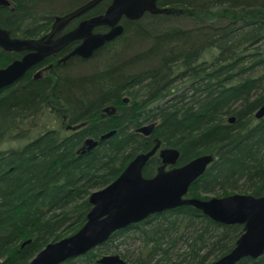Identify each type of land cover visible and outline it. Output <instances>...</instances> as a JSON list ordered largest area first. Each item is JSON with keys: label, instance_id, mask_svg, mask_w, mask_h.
Returning a JSON list of instances; mask_svg holds the SVG:
<instances>
[{"label": "trees", "instance_id": "16d2710c", "mask_svg": "<svg viewBox=\"0 0 264 264\" xmlns=\"http://www.w3.org/2000/svg\"><path fill=\"white\" fill-rule=\"evenodd\" d=\"M10 1L13 11L0 7V27L15 34L11 28L17 23H49L89 0ZM61 1L69 3L67 9H48L65 3ZM107 5L104 0L95 14ZM157 9L165 11H147L137 21H125L124 34L91 59L72 60L58 82L66 101L61 112L48 105L49 79L35 81L27 74L13 89L0 91V146L11 138L20 142L0 162V171L6 172L0 182V258L30 232L45 235L25 249L12 250L9 264H27L50 241L55 222L69 215L65 210L75 205L87 215L90 191L108 185L135 154L148 148L151 140L134 129L156 115L155 135L180 150L179 164L202 153L218 156L191 187L190 196L216 188L264 196V117L254 115L264 104V0H160ZM11 55L0 49V67ZM84 67L89 69L78 71ZM174 93L160 105L159 114L150 115L154 104ZM122 95L132 101L123 119L110 117L102 126L118 132L77 155L81 143L60 132L65 129L61 115L83 120ZM231 116L236 117L233 124ZM45 128L48 134L27 141L35 129ZM159 165L151 160L144 175L154 176ZM90 178L91 184L86 183ZM77 180L88 190L76 186ZM84 221L72 225L69 234ZM8 228L15 231L9 234ZM209 228L215 231L213 239ZM242 232L241 224H217L195 207L182 206L121 229L100 248L64 264H98V253L116 251L130 258L127 264H208L232 250ZM237 264H264V255Z\"/></svg>", "mask_w": 264, "mask_h": 264}, {"label": "water", "instance_id": "95a60500", "mask_svg": "<svg viewBox=\"0 0 264 264\" xmlns=\"http://www.w3.org/2000/svg\"><path fill=\"white\" fill-rule=\"evenodd\" d=\"M98 1L91 0L74 11L58 17L53 31L41 40H17L0 28V47L7 50H32L22 60L0 69V89L16 82L27 69L44 57L59 51L71 41L83 39V44L74 53L90 57L106 41L123 33L124 28L119 24L123 17L138 20L147 11H165L157 9V2L160 0H112L103 14L84 20L77 29L50 42L60 24L74 19L95 6ZM0 4L8 6L10 2L0 0ZM102 25L112 27L111 31L104 35L95 34L94 29ZM263 115L264 107L256 116L260 118ZM78 127L80 126L68 128ZM154 129L155 125L149 124L137 130L148 135ZM158 147L159 143L151 152L136 156L115 181L104 189L95 191L90 196L91 209L83 227L69 238L49 245L32 264H60L84 255L109 240L115 232L140 223L152 215L182 206L195 207L206 216L225 225H243V232L232 250L208 264H237L244 257L263 256L264 196L233 194L209 199L189 196L190 187L206 172L212 157H196L183 166L167 169L168 165H176L180 156L178 150L170 148L162 150V164L156 175L147 178L143 174L144 168ZM99 262L123 264L117 255H104Z\"/></svg>", "mask_w": 264, "mask_h": 264}, {"label": "bare ground", "instance_id": "6f19581e", "mask_svg": "<svg viewBox=\"0 0 264 264\" xmlns=\"http://www.w3.org/2000/svg\"><path fill=\"white\" fill-rule=\"evenodd\" d=\"M9 2H10V5H8V6H5V5H3V4H0V7H8V8H10V7H12L11 8V10L13 11V6H14V4L10 1V0H8ZM89 1H91V0H89ZM89 1H87V2H89ZM104 0H99L98 1V3L95 5V6H93V7H91V8H89V9H87L86 11H84V12H82L81 14H79L77 17H75L74 19H77L78 17H80V16H83V15H94L95 14V9H96V7L97 6H99L102 2H103ZM87 2H85V3H83L82 5H84V4H86ZM82 5H80V6H82ZM80 6H78V7H74V9L73 10H70V11H68V10H66L67 12H63V13H61V14H59V15H57V16H55L49 23H37V22H22V23H17L16 25H15V27L14 28H11L12 30H14L15 31V34H16V36H14V34H12V33H10L11 31L10 30H8V29H5V28H2V27H0L1 29H3V30H6L8 33H9V35H10V37L11 38H14V39H17V40H41V39H44V38H46L52 31H53V29H54V27H55V24H56V19L58 18V17H60V16H64V15H66V14H68V13H70V12H72V11H74L75 9H77V8H79ZM39 10L38 11H41V12H43V11H45L44 9H42V8H38ZM106 11V10H105ZM104 11V12H105ZM56 13H59V12H56ZM101 14H103L102 12H100L99 14H96V15H94V16H97V15H101ZM93 17V16H92ZM91 18V17H90ZM89 19V18H88ZM141 19V18H140ZM73 20V19H72ZM139 20V19H138ZM71 21V20H70ZM84 21V20H83ZM83 21H81V22H83ZM125 21H137V20H131V19H128V18H126V17H123L122 18V20L120 21V25H122L123 26V28H124V31H123V33L121 34V35H119V36H117L116 38H114V39H112V40H110V41H106L102 46H100L99 48H97L93 53H92V55H90V57H84V56H82V55H80V54H77V53H74L75 52V50L78 48V47H80L82 44H83V42H81L73 51H72V53L70 54V55H68L64 60H62V61H60V62H56V63H52L51 65H52V72H50V73H48V75H51V79H50V84H49V86L50 87H48L47 88V93L48 94H50L52 97L49 99V103H48V105H51V109H53V110H55V111H57V112H61L62 110H63V108H64V106H65V104H66V101H64V99L61 97V94H62V92H61V89H60V87H61V85H59V79H60V77H62L64 74L63 73H65L66 71V68L68 67V66H70L71 65V62H72V60H74V59H82V60H89V59H91L92 57H93V55L95 54V52L96 51H98V50H100L101 48H103L104 46H106V45H108V44H110V43H113L114 41H116L117 39H119V37H121L123 34H124V32H125V25H124V23H125ZM81 22L74 28V29H72L71 31H73V30H75V29H77L78 27H79V25L81 24ZM64 24V23H63ZM60 26H62V24H60L58 27H57V29L60 27ZM102 27H106V28H108V31L107 32H104V33H101V32H99V28H102ZM56 29V30H57ZM96 29V30H95ZM94 29V33L95 34H100V35H104V34H106V33H108V32H110L111 31V29H112V27H110V26H106V25H102V26H99V27H97V28H95ZM71 31H69V32H71ZM0 49L2 50V51H4V52H7V53H10V54H12L11 56H12V59H10V61L8 62V64H6L5 66H2V67H0V69H5V68H7L9 65H11L13 62H15V61H18V60H22L27 54H29V53H31V52H29V53H27V54H25V55H23L22 56V52H23V50H7V49H4V48H2V47H0ZM25 50H27V49H25ZM102 59V58H101ZM104 60V59H103ZM42 61V60H41ZM40 61V62H41ZM40 62H38V63H40ZM38 63H36L35 65H33L32 67H30L29 69H27V71L24 73V75L21 77V78H23L25 75H27L28 74V77H31L33 80H35V81H42V80H44V79H40V77H41V72L40 71H38V70H36L38 67L36 66ZM50 68H51V66H49ZM65 76V75H64ZM20 78V79H21ZM20 79H18L16 82H14V83H12L11 85H9V86H7V87H4V88H2V89H0V91H2V90H5V89H13V87H14V85H16V83L20 80ZM59 82V83H58ZM60 86V87H59ZM15 89V88H14ZM64 94V93H63ZM174 96H175V93L174 94H172L171 96H169L168 98H166V100H164V101H162V102H160V103H158V104H154L153 105V107L149 110L150 111V115L151 114H154V113H157V114H159V112H160V105H163V103H165V102H168V101H170V100H172L173 98H174ZM115 99H111V100H109L108 102H106V103H104V104H102L100 107H99V110L97 111V112H95V113H93V114H91V115H88V116H86L85 118H82L83 120H80V119H75V120H72L73 121V123L72 122H70V123H68V124H65V125H68L67 126V128L69 127V126H80V127H78V128H76V129H60V132L63 134V135H66L67 137H72V138H74L75 137V139H76V141L78 140L79 141V143H81L80 144V146L77 148V150H76V154L77 155H80V156H82V155H85V154H87L88 152H90L91 150H93V149H96V148H98V147H100V143H102L103 141H105V140H108V139H110L114 134H116L118 131H117V129H110V130H106L105 131V129L103 130L102 129V126H103V122H105L108 118H110V117H108L109 116V114H114V113H117L118 112V114H117V117H120V118H122V117H124V112H125V106H130L131 104H132V101H131V98L130 97H128V96H123L122 95V97L120 98V100H117V101H114ZM62 107V108H61ZM264 107V104L263 105H261V106H259L256 110H255V112H254V115H255V117L257 118V119H261V118H263L264 117V115L263 116H261L260 118L259 117H257L256 115H257V112L259 111V110H261L262 108ZM104 109V110H103ZM104 113V114H103ZM105 115H108V116H105ZM116 117V116H115ZM232 118H234V120H232L231 121V119ZM123 119V118H122ZM80 120V121H79ZM159 121H160V117H159V115H156V119H154V118H150V120L149 121H146L145 123H142V124H140L139 126H137V127H135V132L136 133H138V134H140L141 136H143L144 138H146V139H148V140H151V143L149 144V146H148V148L147 149H144V150H141V151H139L137 154H135L127 163L129 164L130 162H132L133 160H134V158L136 157V156H138V155H140V154H146V153H149V152H151L154 148H155V146L157 145V143H159V147L155 150V152L151 155V157L149 158V161L147 162V164H146V166L149 164V162L151 161V160H153V161H155V162H159L160 161V165L162 164V157H161V152H162V150H164V149H167V148H170V149H176V150H178L179 151V153H180V156H179V158H178V161H177V163H176V165L174 164V165H168L167 166V169H170V168H173V167H176V166H183V165H185L186 163H188V162H190L191 160H193L194 158H196V157H201V156H211L212 157V160H211V163L208 165V168H207V170H206V172L203 174V175H201V176H199L198 178H197V180L195 181V182H197V183H199L202 179H203V177L205 176V174L208 172V170L210 169V167H211V165H213V163L217 160V161H219L218 160V156L215 154V153H213V152H210V153H202V154H199V155H197V156H195L194 158H192L191 160H189V161H187V162H185V163H183V164H179V162H180V159H181V152H180V150L179 149H177V148H173V147H168V146H166V145H164V142H163V140L160 138V136H158L157 134L155 135V129L157 128V126H158V123H159ZM235 121H236V117L235 116H231V117H229V123H231V124H233V123H235ZM67 123V122H66ZM149 124H154L155 125V129H154V131H152L150 134H144L143 132H139L137 129H140V127H142V126H145V125H149ZM61 125V124H60ZM64 125V126H65ZM50 129L49 128H45V129H35L34 130V133L31 135V138L29 139V140H27L28 142L29 141H33L34 139H37V138H39V137H41V136H44V135H46V134H48V132H50L49 131ZM108 134H110L109 136H108ZM26 141V142H27ZM19 143L20 142H15V141H13V139L11 138L10 139V142L9 143H6L4 146L2 145V146H0V152H2V154H3V156H1L0 157V162H1V158H3V157H7V156H9V153L7 152V150H10V149H18L19 147H18V145H19ZM127 164V165H128ZM126 165V166H127ZM159 165V166H160ZM126 166H125V168H126ZM145 166V167H146ZM159 166H158V168H159ZM116 168V167H115ZM114 168V169H115ZM124 168V169H125ZM158 168H157V170H158ZM124 169H123V171H124ZM145 169V168H144ZM117 169H115L114 171H113V173L116 171ZM122 171V172H123ZM121 172V173H122ZM120 173V174H121ZM156 173H157V171H156ZM156 173L154 174V175H156ZM120 174L118 175V177L120 176ZM143 174H144V171H143ZM6 176V172H4V171H0V182H1V179L2 178H4ZM98 176H100V175H98ZM145 176V175H144ZM118 177H116L113 181H115ZM146 177V176H145ZM153 177V176H152ZM147 178H150V177H147ZM64 179H61L60 180V183H59V185H63V183H64ZM93 180L90 178V179H88L87 180V182L86 183H89V184H91V182H92ZM112 181V182H113ZM112 182H110L109 184H111ZM76 186H79L80 187V185H82L83 187L85 186V184H83V181H81V182H79L78 180L75 182H73ZM74 184H69V185H74ZM108 184V185H109ZM108 185H106V186H104V187H102V188H99V189H93V190H91L90 191V194L87 196V199H88V203L90 204V201H89V199H90V196L95 192V191H98V190H101V189H104L105 187H107ZM194 185V183L192 184V186ZM191 186V187H192ZM191 187H190V189H191ZM85 188L87 189L88 187H86L85 186ZM88 190V189H87ZM222 190V189H221ZM216 191H218V189L216 188V189H214V190H209V191H207L208 193H212V192H216ZM228 192H230L231 193V191H238V193H233V194H250V193H248V192H245V191H241V190H227ZM224 192V191H223ZM240 192V193H239ZM224 194V193H223ZM233 194H231V195H233ZM224 196H229V195H222V194H220L219 196H217V197H224ZM192 197H194V196H192ZM2 201V200H1ZM82 203V202H81ZM75 206V205H74ZM71 207V209L70 210H65V212H68L69 213V215H66V214H64L60 219H59V221L58 222H55V224H54V229H57L56 231H53V233L51 234V236L49 237L50 238V241L48 242V243H46L44 246H42L39 250L37 249L36 251H34L32 254H31V252L34 250H32L30 253H29V255L31 254V258L28 260V263L27 264H32L37 258H38V256H39V254L40 253H42L49 245H51V244H55V243H58V242H60V241H62V240H64V239H67V238H69L70 236H72V235H74L76 232H78V230L76 231V232H74V233H70L69 234V229L71 228V226L72 225H74L75 223H79L80 221H82L84 218H85V220L87 219V215H86V212L85 211H83V209L81 208V207H79V206H75V207ZM91 209V208H90ZM198 210V209H197ZM90 211V210H89ZM200 211V210H199ZM202 212V211H201ZM59 213H61V211H56V214H59ZM203 213V212H202ZM88 214V213H87ZM158 214H160V213H158ZM204 214V213H203ZM156 215V214H155ZM153 216V215H152ZM151 217V216H150ZM213 220V219H212ZM55 221V220H54ZM215 223H217V224H222V223H219V222H216L215 220H213ZM85 222L86 221H84V224H85ZM84 224H82L81 226H80V229L83 227V225ZM223 225H225V224H223ZM10 228H8V233L9 234H11L12 233V231H15V229L14 228H11V230H9ZM208 236H209V238L210 239H213V238H215V231L213 230V229H211V228H209L208 229ZM116 233V232H115ZM48 235V234H47ZM45 236V235H44ZM44 236L42 237L40 234H37L35 231H33V232H30V235H28L26 238H24V239H22V240H19L16 244H14L13 246H12V250H15V249H19V251L20 250H22V249H25L26 247H28L30 244H32L33 242H35L36 241V239L38 240V241H42L43 240V238H44ZM108 241V240H107ZM107 241L106 242H104L103 244H100V245H98V246H96V248L95 249H97V248H100L102 245H104V244H106L107 243ZM121 249H123V248H119V250H121ZM9 251V253L8 254H5L2 258H0V264H9V260H8V257L9 256H12L13 255V251ZM92 250H94V249H92ZM92 250H90V251H92ZM89 251V252H90ZM88 253V252H87ZM124 252H122V251H116V252H113V253H98L97 254V256H99V258L97 259V262H98V264H103V263H100L99 262V260L102 258V256H104V255H117L118 257H119V259L120 260H122L123 261V264H127V262H129L130 261V258H128V256L127 255H124L123 254ZM132 254V253H131ZM29 255L27 256V259H28V257H29ZM85 255V254H84ZM134 255V254H133ZM82 256V255H81ZM79 257V256H78ZM78 257H76V258H78ZM244 258H247V257H244ZM243 258V259H244ZM74 259V258H73ZM253 259H258V258H253ZM66 261H64L63 263H60V264H64ZM239 263V262H238Z\"/></svg>", "mask_w": 264, "mask_h": 264}, {"label": "flooded vegetation", "instance_id": "af4514ba", "mask_svg": "<svg viewBox=\"0 0 264 264\" xmlns=\"http://www.w3.org/2000/svg\"><path fill=\"white\" fill-rule=\"evenodd\" d=\"M111 2H112V0H108V5L105 8V10L108 8V6L111 4ZM104 11L102 13H104ZM94 15H96V14H94ZM94 15H89V14L88 15H83V16L78 17L77 19H73L71 21H68V22L62 24V26H60L55 31V33L53 34V36L50 39V42H54V41L58 40L62 36H64L67 33H69V31L74 29L81 21L86 20V19H88V18H90V17H92ZM107 31H108V28H106V27L99 28V32H101V33H104V32H107ZM14 36H16V35L14 34ZM81 42H83V39H78V40L71 41L66 46H64L62 49H60L59 51H56V52L44 57V59L40 63H38L36 65L38 67L36 70L41 72L40 79H49L50 80L51 79V75H48V73L52 72V65L51 64L64 60L68 55H70L72 53V51ZM31 51L32 50H23L22 56L27 54V53H29V52H31ZM49 66H51V68ZM117 114H118V112L114 113V114H109V116L108 115H105V116L114 117V116H117ZM61 116H62V122L61 123H62L63 126L65 124H68V123L71 122V120L69 119L67 114H62ZM67 126L68 125H65L64 127L66 129H68Z\"/></svg>", "mask_w": 264, "mask_h": 264}, {"label": "rangeland", "instance_id": "374dc122", "mask_svg": "<svg viewBox=\"0 0 264 264\" xmlns=\"http://www.w3.org/2000/svg\"><path fill=\"white\" fill-rule=\"evenodd\" d=\"M61 2H65V1H61ZM68 6H69V3L65 2V3H62V4L53 5L52 7H49L48 9L54 10L56 12H59L61 10L63 11L64 9H67ZM43 7H44V5H43ZM76 69H78V68H76ZM76 69H75V71H76ZM88 69L89 68L84 67V68H79L78 71H87ZM78 71H77V74H78ZM233 193H238V191H231V193H230L228 191L227 192H223V190L218 189V191L212 192V193H197V196H194V197H198V198H201V199H209V198H212V197H217L220 194H222V195H231Z\"/></svg>", "mask_w": 264, "mask_h": 264}]
</instances>
